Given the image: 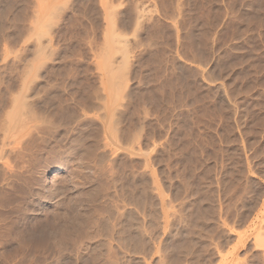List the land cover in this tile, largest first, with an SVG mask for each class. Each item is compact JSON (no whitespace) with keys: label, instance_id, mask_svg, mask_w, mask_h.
<instances>
[{"label":"rangeland","instance_id":"374dc122","mask_svg":"<svg viewBox=\"0 0 264 264\" xmlns=\"http://www.w3.org/2000/svg\"><path fill=\"white\" fill-rule=\"evenodd\" d=\"M64 263L264 264V0H0V264Z\"/></svg>","mask_w":264,"mask_h":264},{"label":"bare ground","instance_id":"6f19581e","mask_svg":"<svg viewBox=\"0 0 264 264\" xmlns=\"http://www.w3.org/2000/svg\"><path fill=\"white\" fill-rule=\"evenodd\" d=\"M26 105H28V104H26ZM23 110V109H22ZM24 113V112H23ZM26 119V118H25ZM24 126V125H23ZM20 130H21V128H20ZM6 132V131H5ZM18 132H19V129H18ZM24 135V134H23ZM22 135V136H23ZM4 137V136H3ZM21 138H23V137H21ZM12 140V139H11ZM14 141V140H13ZM19 143V142H18ZM19 148V147H18ZM14 150H16V149H14ZM19 151V150H18ZM13 152V151H12ZM9 153V152H8ZM17 155V154H16ZM10 157V156H9ZM11 158V157H10ZM16 165V164H15ZM21 166V165H20ZM54 168L50 171V173H54ZM11 174V173H10ZM14 175V174H13ZM52 175V174H51ZM10 176V175H9ZM7 177V176H6ZM21 179V178H20ZM15 180V179H14ZM52 180V179H51ZM17 181V180H16ZM29 182V181H28ZM52 182V181H51ZM27 183V182H26ZM11 185V184H10ZM13 185V184H12ZM12 187V186H11ZM10 187V188H11ZM23 187V186H22ZM20 188V187H19ZM8 191V190H7ZM68 193V192H67ZM87 193V192H86ZM19 194V193H18ZM92 194V193H91ZM90 198V197H89ZM19 206V205H18ZM67 207V206H66ZM50 214V213H49ZM53 214V213H52ZM51 217V216H50ZM49 218V217H48ZM91 218V217H90ZM46 219V218H45ZM47 220V219H46ZM56 221V220H55ZM80 221V220H79ZM63 224V223H62ZM84 226V225H83ZM75 228V227H74ZM80 237V236H79ZM85 237V236H84ZM65 239V238H64ZM69 240V239H68ZM85 240V239H84ZM80 241V240H79ZM58 243V242H57ZM82 244V243H81ZM64 245V244H63ZM59 252V251H58ZM99 252V251H98ZM55 253V252H54ZM71 253V252H70ZM101 256V255H100ZM80 258V257H79ZM99 259V258H98ZM18 260V259H17ZM56 261V260H55ZM65 264V263H64Z\"/></svg>","mask_w":264,"mask_h":264}]
</instances>
